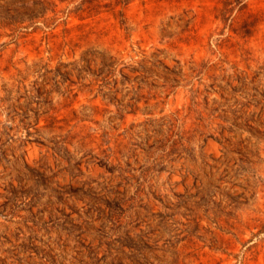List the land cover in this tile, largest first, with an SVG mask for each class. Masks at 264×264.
I'll return each mask as SVG.
<instances>
[{"label": "rangeland", "instance_id": "1", "mask_svg": "<svg viewBox=\"0 0 264 264\" xmlns=\"http://www.w3.org/2000/svg\"><path fill=\"white\" fill-rule=\"evenodd\" d=\"M25 1L0 0V264H264V0Z\"/></svg>", "mask_w": 264, "mask_h": 264}, {"label": "trees", "instance_id": "2", "mask_svg": "<svg viewBox=\"0 0 264 264\" xmlns=\"http://www.w3.org/2000/svg\"><path fill=\"white\" fill-rule=\"evenodd\" d=\"M12 4H15L17 2L22 1L21 6H25V7H29V4L25 1V0H12ZM7 4V6H2L5 8H9L12 5ZM35 16V15H33ZM147 61H149V59L146 57H143L142 59L136 61V65L131 66L132 70L135 71H141L142 73H150L152 72V70H154V68L152 66H149L147 64ZM102 66H101V73L103 75V80L106 81L109 79V77L112 76L114 70L119 66V64H116L114 61H107L105 58L102 59ZM123 64V66L120 67V70L124 76L125 79H123V83H125V80H130V75L127 74L126 72H124V68L128 67L129 65H127L126 63H121ZM138 88L140 89L141 86L139 85ZM135 98V97H133ZM137 100V99H136Z\"/></svg>", "mask_w": 264, "mask_h": 264}]
</instances>
